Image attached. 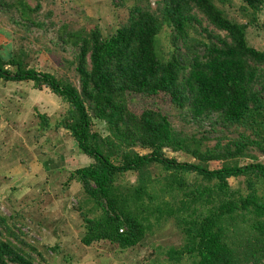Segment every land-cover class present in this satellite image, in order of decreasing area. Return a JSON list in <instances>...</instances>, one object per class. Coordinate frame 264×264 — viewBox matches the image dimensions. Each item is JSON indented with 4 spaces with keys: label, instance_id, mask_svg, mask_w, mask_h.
I'll return each instance as SVG.
<instances>
[{
    "label": "trees",
    "instance_id": "1",
    "mask_svg": "<svg viewBox=\"0 0 264 264\" xmlns=\"http://www.w3.org/2000/svg\"><path fill=\"white\" fill-rule=\"evenodd\" d=\"M34 1L0 0L14 48H0V80L54 95L60 110L38 114L37 131L63 130L89 160L62 184L80 187L82 246L103 242L126 252L170 224L181 244L168 249L165 264H264V51L248 45V25L224 17V0H158L155 8L137 0L126 23L105 36L97 25L41 21L43 0ZM240 1L254 16L264 3ZM50 28L61 51H72L76 84L31 65L43 51L29 47V34ZM164 28L166 55L158 48ZM159 95L178 128L159 107L132 108L136 97ZM131 175L134 182L126 181ZM23 237L0 215V264H46Z\"/></svg>",
    "mask_w": 264,
    "mask_h": 264
},
{
    "label": "rangeland",
    "instance_id": "2",
    "mask_svg": "<svg viewBox=\"0 0 264 264\" xmlns=\"http://www.w3.org/2000/svg\"><path fill=\"white\" fill-rule=\"evenodd\" d=\"M27 2L34 7L36 5L34 0H27ZM135 2L137 0H43L40 3L42 9L38 19L48 23L53 17V22L56 23L57 28L62 23L68 22V26L76 30H80L87 23L89 26L97 25L105 36H109L115 29L126 23L127 9ZM143 2L150 3L152 8H155L158 0H143ZM218 7L223 11L224 17L230 21L247 24L246 40L248 45L257 51H264V29L262 28L264 3L260 12L255 16L252 15V11L243 7L240 0H224V4L218 3ZM48 12H51L50 16H47ZM7 20V17L0 15V29L9 30L10 32L13 26ZM202 24L203 28H207L208 31L213 30L205 21ZM169 34L170 29L164 28L158 37L159 52L165 55L171 51ZM29 41L31 42L29 44L30 48L36 51L39 50L40 53L43 51L42 54L35 57L31 64L37 71L67 76L76 84L73 64H71L73 60L72 51L69 48L64 52L61 51L62 46L51 28L46 34L34 29L29 34ZM13 49L12 47V50H9L13 51ZM45 50L46 53H44ZM27 86L30 87L31 84L30 86L27 84ZM16 105L17 103L7 106L6 110L12 115L9 116L5 111V118H8L7 121L11 120L9 122L17 117L11 110ZM147 106L159 107L162 112L172 117L171 120L174 126L178 128L179 124L172 116L173 111L166 97L162 95L151 99L136 97L132 102V108L135 110ZM20 107L23 109V105H20ZM59 110L58 107L57 114ZM1 121H3V118H1ZM1 121L0 124L2 125L3 122ZM93 128L105 135L102 123L95 122ZM62 137L60 135V139ZM61 141H64V143L61 147H58L59 149L56 148L54 152L47 153V155L52 156V161L70 171L82 166L83 162L74 152L72 141L66 138ZM52 143L53 140L48 137L38 149L41 148V150L46 151ZM22 146L23 144L21 145L18 142L16 147L19 155L25 157V150ZM80 157L89 162L88 158L82 154H80ZM166 157L177 159L179 162L190 161L185 156L171 152H167ZM261 161H264V159H261ZM247 163L248 161L242 162V164ZM216 167L218 165L213 164L210 169ZM192 178V176H189L190 180ZM51 180L52 184L55 183V178ZM65 181L66 176L62 175L61 179L57 180V184H53L54 188H51V196H41V187L35 188L34 197L37 200L31 197L26 199L21 194L14 195L15 191L18 192L20 189L27 188V185H22L20 188V185L12 181L7 184L0 181V215L7 219L8 224L21 230L24 234V240L32 246L34 245L42 253L46 264H165V253L168 249L180 246L179 232L168 224L156 231L154 235L147 236L139 246L126 252H120L116 247L103 242L90 247H83L80 243L82 224L78 218V213L75 211L77 206L76 196L79 194L80 187L72 184L68 191H64L62 184ZM126 181L134 182V176H128ZM229 184L232 188H236L238 181L230 179Z\"/></svg>",
    "mask_w": 264,
    "mask_h": 264
},
{
    "label": "crops",
    "instance_id": "3",
    "mask_svg": "<svg viewBox=\"0 0 264 264\" xmlns=\"http://www.w3.org/2000/svg\"><path fill=\"white\" fill-rule=\"evenodd\" d=\"M10 32L9 30L0 29V48H2L1 53L3 54L11 49L10 45L7 44ZM27 84L29 86L31 84V86L28 87ZM15 103H17L16 107H13L11 110L17 117L12 122H9L11 120L7 121L8 118H5V111L9 116H12L6 109L9 104L12 106ZM20 105H23V109ZM58 107L59 100L56 97L46 90H34L32 83H14L0 80V121L3 118V121H1L3 124H0V181L3 184L12 181L20 185V188L22 185H27V188L20 189L18 192L14 190V195L21 194L26 199L31 197L37 200L34 197L36 193L35 188L40 186V190L42 191L41 196H51L53 184L56 185L57 180L61 179L62 175L67 176L68 172H72L65 170L60 164L53 162L50 154L47 155V153L54 152L56 148L62 146L64 141L61 142V140L67 138L65 132L58 130L41 135L37 131L36 116L39 114L53 117L57 114ZM62 132L63 134H61ZM60 135L63 136V139H60ZM48 137L53 140V143L48 146L46 151L41 150V148L38 149ZM18 142L21 145L23 144L25 157L19 155L18 148L16 147ZM73 146L74 152H76V155L83 162L82 166L78 168L89 164L87 160L80 157L74 143ZM39 150L40 152H38ZM52 178H55V183L53 184Z\"/></svg>",
    "mask_w": 264,
    "mask_h": 264
}]
</instances>
